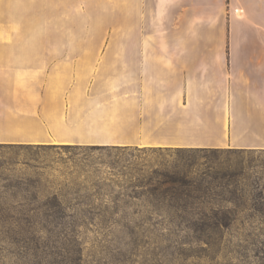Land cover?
<instances>
[{
    "label": "rangeland",
    "instance_id": "1",
    "mask_svg": "<svg viewBox=\"0 0 264 264\" xmlns=\"http://www.w3.org/2000/svg\"><path fill=\"white\" fill-rule=\"evenodd\" d=\"M131 2L69 0L63 119L0 142V264H264V150L126 144L124 38L151 11Z\"/></svg>",
    "mask_w": 264,
    "mask_h": 264
},
{
    "label": "crops",
    "instance_id": "2",
    "mask_svg": "<svg viewBox=\"0 0 264 264\" xmlns=\"http://www.w3.org/2000/svg\"><path fill=\"white\" fill-rule=\"evenodd\" d=\"M68 2L0 0L1 126L63 119ZM140 3L151 11L126 39V144L264 150V0H132L133 17Z\"/></svg>",
    "mask_w": 264,
    "mask_h": 264
},
{
    "label": "bare ground",
    "instance_id": "3",
    "mask_svg": "<svg viewBox=\"0 0 264 264\" xmlns=\"http://www.w3.org/2000/svg\"><path fill=\"white\" fill-rule=\"evenodd\" d=\"M128 18V16H127ZM127 27V23H126ZM128 31L125 34V49H126V39H127ZM124 78L121 77V80L125 81V72ZM120 111V110H118ZM125 112V111H124ZM94 114H97L94 118V128L91 130L97 134H100L99 139L96 140L98 143H112V142H120L117 140V132L121 129L122 126L118 124L115 120L116 111L113 109L107 110L106 108L96 107L93 111ZM121 113V111H120ZM104 118L105 120L111 119V123H102L100 119ZM89 120V119H88ZM37 132L34 131L32 127H30L26 123L16 122V121H8L6 125L0 127V142H13V141H26L31 143H40V137H36ZM39 134V133H38ZM70 143V142H66Z\"/></svg>",
    "mask_w": 264,
    "mask_h": 264
},
{
    "label": "trees",
    "instance_id": "4",
    "mask_svg": "<svg viewBox=\"0 0 264 264\" xmlns=\"http://www.w3.org/2000/svg\"><path fill=\"white\" fill-rule=\"evenodd\" d=\"M67 147H70V146H67ZM203 150V149H202Z\"/></svg>",
    "mask_w": 264,
    "mask_h": 264
}]
</instances>
